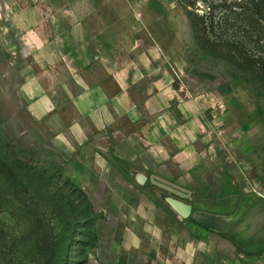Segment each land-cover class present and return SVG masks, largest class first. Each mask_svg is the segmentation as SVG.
Listing matches in <instances>:
<instances>
[{"label":"rangeland","instance_id":"374dc122","mask_svg":"<svg viewBox=\"0 0 264 264\" xmlns=\"http://www.w3.org/2000/svg\"><path fill=\"white\" fill-rule=\"evenodd\" d=\"M166 1L151 13L161 15L166 31L157 55L174 76L175 102L199 108L200 143H226L219 156L245 168L246 176L233 179L264 195V86L253 72L203 52L191 23L212 14L218 37L264 57V18L239 8L259 4L264 12V0ZM37 48L35 0H0V229L18 233L25 206H48L67 211L68 221L78 218L64 264H256V255L209 234L206 223L176 217L157 174L145 172L150 179L141 185L113 143H70L64 129L73 110L62 86L69 69L42 68ZM45 95L58 111L39 119L35 102ZM107 148L109 156L101 151ZM111 156L124 162L103 161ZM209 235L217 242L210 257L206 245L197 251L193 244Z\"/></svg>","mask_w":264,"mask_h":264},{"label":"crops","instance_id":"0c3cea01","mask_svg":"<svg viewBox=\"0 0 264 264\" xmlns=\"http://www.w3.org/2000/svg\"><path fill=\"white\" fill-rule=\"evenodd\" d=\"M161 1L167 5L166 0H35L40 66L70 72L69 81L61 83L73 110L64 136L70 143H113L135 179L140 173L146 177L141 185L150 179L145 172L157 174L161 195L187 203L183 196L191 189V216L198 226L206 223L209 234L224 235L264 264V195L242 178L233 179L236 173L246 176L245 168L219 156L226 143H200L199 108L192 101L175 102L174 76L157 55L166 31L161 15L151 13ZM58 77L55 72L56 85ZM57 107L50 95L42 96L35 117L43 119ZM109 149L101 150L103 155L109 156ZM111 158L103 161H123ZM193 244L197 251L206 245L209 257L217 252L210 235Z\"/></svg>","mask_w":264,"mask_h":264},{"label":"trees","instance_id":"16d2710c","mask_svg":"<svg viewBox=\"0 0 264 264\" xmlns=\"http://www.w3.org/2000/svg\"><path fill=\"white\" fill-rule=\"evenodd\" d=\"M250 15L257 13L264 18L260 5L255 9L239 7ZM194 15L191 23L200 49L217 58L234 63L251 71L264 86V57L252 53L244 43L223 39L215 34L214 18ZM77 211H73L76 213ZM27 221L21 231L12 234L0 229V264H64L68 243L78 218L68 221L67 211L62 208L24 207ZM7 228V226H5Z\"/></svg>","mask_w":264,"mask_h":264},{"label":"water","instance_id":"95a60500","mask_svg":"<svg viewBox=\"0 0 264 264\" xmlns=\"http://www.w3.org/2000/svg\"><path fill=\"white\" fill-rule=\"evenodd\" d=\"M137 180L143 184L146 181V177L142 174L137 175ZM164 200L170 205V207L178 213V215L183 219H188L191 216L192 207L190 204L179 201L175 198L165 196Z\"/></svg>","mask_w":264,"mask_h":264}]
</instances>
